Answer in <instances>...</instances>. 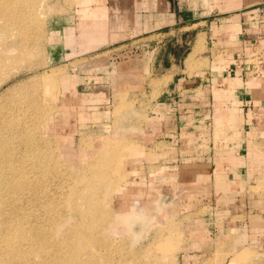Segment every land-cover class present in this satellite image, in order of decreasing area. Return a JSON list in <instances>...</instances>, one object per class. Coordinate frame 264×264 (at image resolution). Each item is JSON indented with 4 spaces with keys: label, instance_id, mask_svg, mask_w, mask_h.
<instances>
[{
    "label": "rangeland",
    "instance_id": "374dc122",
    "mask_svg": "<svg viewBox=\"0 0 264 264\" xmlns=\"http://www.w3.org/2000/svg\"><path fill=\"white\" fill-rule=\"evenodd\" d=\"M85 1L0 0V81L6 79L0 109L7 130L0 158V264H178L190 219L184 222V204L174 193L183 200L191 186L158 177L156 166L150 167L153 178L145 176L146 159L161 160L146 146L161 138L136 131L146 123L150 101L128 100V88L116 93L121 101H110L113 93L100 92L96 82L78 86L88 64L78 49ZM85 23L97 32L94 22ZM181 32L153 37L154 45H163L162 67L184 64L194 33ZM196 53L195 47L186 59L194 69L203 67ZM254 76L249 83L258 82L264 92V78ZM154 84L155 92L160 86ZM105 99L111 105L100 103ZM262 129L247 151V190L256 211L264 208ZM167 185L171 197L163 192Z\"/></svg>",
    "mask_w": 264,
    "mask_h": 264
},
{
    "label": "crops",
    "instance_id": "0c3cea01",
    "mask_svg": "<svg viewBox=\"0 0 264 264\" xmlns=\"http://www.w3.org/2000/svg\"><path fill=\"white\" fill-rule=\"evenodd\" d=\"M81 7L78 49L88 64L78 86L96 82L113 93L110 101H121L116 93L128 88V100L150 101L136 131L161 138L146 146L162 161L146 159L145 176L153 178L156 166L158 177L191 186L183 200L174 193L184 222L190 219L178 264H264V208H252L247 190V151L255 130L264 131V92L249 83L264 78V0H86ZM85 21L94 22L95 34ZM176 28L183 37L192 31L193 45L184 64L162 67L163 45L152 39ZM195 47L203 67L194 69L186 59ZM164 141L172 146L158 148ZM163 189L172 196V186Z\"/></svg>",
    "mask_w": 264,
    "mask_h": 264
},
{
    "label": "bare ground",
    "instance_id": "6f19581e",
    "mask_svg": "<svg viewBox=\"0 0 264 264\" xmlns=\"http://www.w3.org/2000/svg\"><path fill=\"white\" fill-rule=\"evenodd\" d=\"M10 51V50H9ZM10 56V55H9ZM6 81V79L5 80H2V81H0V84H2V83H4ZM4 119H6V115H5V111H4V108L2 109H0V158L2 157V156H4V142H3V140H4V134L6 133V131L7 130H3V126H4ZM6 136V135H5ZM6 145V144H5ZM7 149V148H6Z\"/></svg>",
    "mask_w": 264,
    "mask_h": 264
},
{
    "label": "built area",
    "instance_id": "2783aa9c",
    "mask_svg": "<svg viewBox=\"0 0 264 264\" xmlns=\"http://www.w3.org/2000/svg\"><path fill=\"white\" fill-rule=\"evenodd\" d=\"M262 62H263V60L260 57H258L256 64H262Z\"/></svg>",
    "mask_w": 264,
    "mask_h": 264
}]
</instances>
